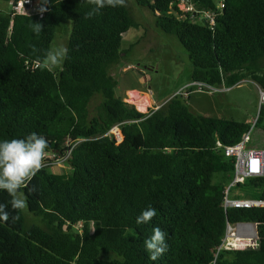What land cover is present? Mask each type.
Segmentation results:
<instances>
[{"label":"trees","instance_id":"1","mask_svg":"<svg viewBox=\"0 0 264 264\" xmlns=\"http://www.w3.org/2000/svg\"><path fill=\"white\" fill-rule=\"evenodd\" d=\"M171 1L136 3L177 37L193 65L192 82L231 87L250 78L264 87V0H224L213 28L180 14ZM193 2L215 8L217 0ZM41 3L42 15L0 13V139L36 132L47 139L46 151L58 154L75 145L65 162L70 172L41 167L22 189L30 192L28 211L44 226H25L21 210L9 206V220L0 221V264H264V206H222L234 170V158L223 148L238 143L250 125L197 115L181 94L138 111L116 95L110 72L122 58L123 34L139 25L126 2L92 18L90 0ZM64 21L71 31L61 68H35ZM114 125L120 142L106 134ZM252 126L264 147V110ZM231 191L264 200V177L246 178ZM10 199L0 193V203ZM148 207L156 216L137 225ZM226 221L254 222L256 245L220 247ZM155 227L165 233L167 251L152 261L144 241Z\"/></svg>","mask_w":264,"mask_h":264},{"label":"rangeland","instance_id":"2","mask_svg":"<svg viewBox=\"0 0 264 264\" xmlns=\"http://www.w3.org/2000/svg\"><path fill=\"white\" fill-rule=\"evenodd\" d=\"M125 2L132 18L139 25L130 27L123 34L122 58L110 69L117 81L116 95L130 104H133L132 101L143 93L152 95L154 100L151 98V104L144 111L147 112L149 108L156 109L173 95L181 94L189 110L197 115L223 117L249 124L251 131L247 146L261 147L263 136L252 126L259 110L257 83L245 78L226 90L212 93L208 92L207 87L190 85L193 65L177 37L163 32L156 26L151 10L139 6L136 0H125ZM8 7L7 1L0 0V13H6ZM70 31L71 22H61L57 26L50 51L66 48ZM61 65L62 63L52 70L58 71ZM189 89L191 91L188 93ZM99 101L98 95L92 98L90 102L92 112L95 111ZM48 168L49 171L58 174L70 172L65 163ZM21 213L25 226L30 224L44 226L41 218L30 213L27 207L21 209Z\"/></svg>","mask_w":264,"mask_h":264},{"label":"built area","instance_id":"3","mask_svg":"<svg viewBox=\"0 0 264 264\" xmlns=\"http://www.w3.org/2000/svg\"><path fill=\"white\" fill-rule=\"evenodd\" d=\"M8 4L9 7L7 12L11 15H42L46 7L45 3H41L40 0H17L16 2L9 1ZM171 5H176L180 14L189 13L191 20L199 23H206L213 28L216 23L218 13L225 7V2L224 0H217L215 8H203L197 6L193 0H172ZM190 85L207 87L209 88V93L214 91H223L229 88L223 84L222 86H212L201 81H193ZM257 91L259 99V112L261 109L264 110V87L257 84ZM256 118L253 120L252 125H254ZM250 131L251 128L242 136L238 143L223 148L226 156H232L234 158L233 177L223 191L222 206L225 211L228 208L264 206V200L252 199L249 197H236L231 191L236 184L242 183L246 178L255 176L264 177V147L247 146L250 141ZM106 134L112 136L117 142H120L123 138L117 125L111 127ZM74 145L75 143L67 144L64 154L46 151V156L42 161V167L63 165L70 157ZM247 224H254L253 226L255 228V236L251 241H247L246 238L236 235L237 229L243 228ZM82 225V223H78L75 225V229L81 231ZM256 238L257 231L256 224L254 222L238 221L230 223L229 221H226L225 233L222 237L220 247L223 245L233 249L254 247L256 245Z\"/></svg>","mask_w":264,"mask_h":264},{"label":"clouds","instance_id":"4","mask_svg":"<svg viewBox=\"0 0 264 264\" xmlns=\"http://www.w3.org/2000/svg\"><path fill=\"white\" fill-rule=\"evenodd\" d=\"M94 4L87 13L88 18L96 15L105 7L122 6L125 0H90ZM41 31V26L36 28V34ZM68 49L58 48L49 51L43 61L34 62L35 68L51 71L67 58ZM48 141L43 135L36 132L25 135L23 138L0 139V193H6L11 199L0 203V221L9 220V206L12 211L25 209L28 206V194L22 189L28 188L29 183L42 167L46 156ZM156 216V210L148 207L137 216V225L146 224ZM15 218V217H13ZM145 249L150 253V259L156 261L167 251L165 233L155 227L152 235L144 241Z\"/></svg>","mask_w":264,"mask_h":264},{"label":"bare ground","instance_id":"5","mask_svg":"<svg viewBox=\"0 0 264 264\" xmlns=\"http://www.w3.org/2000/svg\"><path fill=\"white\" fill-rule=\"evenodd\" d=\"M135 105L136 109L140 112H144L147 109V106L151 103L148 96L144 95L142 97H138L132 101ZM254 224H247L243 228H238L236 235L239 237H254L255 236V228Z\"/></svg>","mask_w":264,"mask_h":264},{"label":"crops","instance_id":"6","mask_svg":"<svg viewBox=\"0 0 264 264\" xmlns=\"http://www.w3.org/2000/svg\"><path fill=\"white\" fill-rule=\"evenodd\" d=\"M8 11V10H7ZM128 90H130V89H128ZM134 90V89H133ZM142 91V90H141ZM144 95H146V96H148L149 97V99H150V101H151V98H152V95H150L149 96V94H146V93H143L142 95H140V96H144ZM140 96H138V97H140ZM131 98V97H130ZM132 98H135V97H132ZM153 99V98H152ZM154 100V99H153ZM151 104V103H150ZM161 104V103H160Z\"/></svg>","mask_w":264,"mask_h":264},{"label":"water","instance_id":"7","mask_svg":"<svg viewBox=\"0 0 264 264\" xmlns=\"http://www.w3.org/2000/svg\"><path fill=\"white\" fill-rule=\"evenodd\" d=\"M158 108V107H157Z\"/></svg>","mask_w":264,"mask_h":264}]
</instances>
